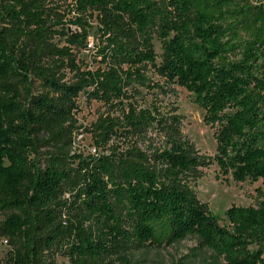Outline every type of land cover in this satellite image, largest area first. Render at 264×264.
<instances>
[{
    "label": "trees",
    "instance_id": "16d2710c",
    "mask_svg": "<svg viewBox=\"0 0 264 264\" xmlns=\"http://www.w3.org/2000/svg\"><path fill=\"white\" fill-rule=\"evenodd\" d=\"M92 21L96 68L79 58ZM33 79L43 91L22 104L18 85ZM176 86L214 127V155L164 103ZM81 95L105 108L88 156L71 152ZM41 146L53 148L43 167ZM212 164L261 181L258 203L229 207L225 223L192 187ZM6 211L3 264H129L136 250L187 237L213 252L207 264H264V0H0Z\"/></svg>",
    "mask_w": 264,
    "mask_h": 264
},
{
    "label": "rangeland",
    "instance_id": "374dc122",
    "mask_svg": "<svg viewBox=\"0 0 264 264\" xmlns=\"http://www.w3.org/2000/svg\"><path fill=\"white\" fill-rule=\"evenodd\" d=\"M70 0H68L69 2ZM67 4H63L65 12ZM92 30L89 36L88 50L81 51L79 58L84 64L96 68L99 63L95 61L92 52L93 45L97 40V22L92 21ZM71 29H74L71 28ZM155 50L161 53V44L154 40ZM69 76V75H68ZM21 91V102L26 103L30 89L33 93L42 92L43 88L38 80L33 79L30 86L18 85ZM175 97H164V103L175 102L178 107V114L182 116L183 133L190 138L202 154L214 155L216 150V141L214 137V127L208 126L204 122L205 112L202 108L193 102L192 94L185 88L176 86ZM148 99H151L148 96ZM79 110L76 115L75 126L72 128V154H81L88 156L97 153L89 129L91 124L97 120L100 113L105 108L101 103L96 101H87L81 95L78 98ZM40 162L38 165L43 167L49 153L53 151L51 146L40 147ZM199 199L209 205L212 212L222 218L225 223L224 212L229 207L235 206H255L258 203L257 189L261 187V181L257 182H236L231 176H224L219 173L215 164L203 169V176L192 183ZM11 211L0 213L1 221L11 214ZM198 241L193 237H187L173 245L160 248H147L134 251L130 258L129 264H174L182 262L183 264H207L213 261V252L208 249H198ZM10 250L9 244L5 237L0 234V264L6 258ZM67 259L56 255L54 264H66Z\"/></svg>",
    "mask_w": 264,
    "mask_h": 264
}]
</instances>
